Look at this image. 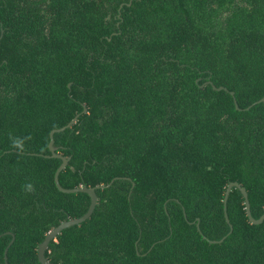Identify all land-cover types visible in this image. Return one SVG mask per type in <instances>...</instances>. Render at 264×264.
I'll use <instances>...</instances> for the list:
<instances>
[{"label": "trees", "instance_id": "trees-1", "mask_svg": "<svg viewBox=\"0 0 264 264\" xmlns=\"http://www.w3.org/2000/svg\"><path fill=\"white\" fill-rule=\"evenodd\" d=\"M263 95L264 0H0V264L12 235L7 263L41 264L86 212L48 147L76 115L58 180L97 203L51 263L264 264V220L224 204L236 181L264 212Z\"/></svg>", "mask_w": 264, "mask_h": 264}, {"label": "water", "instance_id": "water-1", "mask_svg": "<svg viewBox=\"0 0 264 264\" xmlns=\"http://www.w3.org/2000/svg\"><path fill=\"white\" fill-rule=\"evenodd\" d=\"M120 6H122V4ZM206 82L211 84L212 87L214 89H216V90H223V89L226 90V88L223 87V86H218V87L215 86L210 80H207ZM230 94L233 95L234 92L230 91ZM262 101H264V95L260 99L255 101V103L262 102ZM234 102H235L236 108H238V105H237V102H236L235 99H234ZM85 110L86 109L84 108L83 111H85ZM76 118H77V115L72 120H70L66 125H64V126H62L60 128L52 129L50 131V133H49L50 140H49V143H48V147H49V150L51 152L50 156L57 157V158L61 159V163L57 167V169H56V171L54 173V181H55L56 187L60 191L66 192V193H70V192H85L90 197V203L88 205V208H87L86 212L83 213L81 216L75 217V218L65 219V220L61 221L57 226L53 227L51 230H49L45 234L43 240L41 242H39V244L37 246V258H38V260H39V262L41 264H53L45 257V250L48 247L49 242L51 240H54L56 238V236L64 228H67V227L75 225V224H79L82 221H84L85 219H87L91 215V213L93 212V210L95 208V205L97 203V194L95 192V187L79 186V187H74V188H65V187L61 186V184L59 183V180H58V174L67 165L68 158H66L65 156H62L61 154H59L57 152H55V149L53 147V134L55 132L64 130L66 127H69ZM232 187L238 188L240 190V192L242 193L243 198H244L246 214H247L249 220L251 221V223L260 224L264 220V212L260 215L259 218H257V219L253 218V216L251 215V211H250V203H249L247 191H246L245 187L241 186L238 182L231 181V182L228 183V185L226 187V190H225V194H224V204L226 203L228 194L231 191ZM224 216H225L226 221L229 223L230 230H229L228 233H230L231 230H232V225L229 222V218L227 216L225 207H224ZM224 238H225V236L223 238H221L220 240H218L217 242H221ZM13 240H14V236L12 235V238H11L10 242L8 243L7 247L4 249V261H5L6 264H8L7 263V255H6L7 254V250H8L9 245L13 242ZM210 242H216V241L215 240H211Z\"/></svg>", "mask_w": 264, "mask_h": 264}, {"label": "clouds", "instance_id": "clouds-1", "mask_svg": "<svg viewBox=\"0 0 264 264\" xmlns=\"http://www.w3.org/2000/svg\"><path fill=\"white\" fill-rule=\"evenodd\" d=\"M31 139L30 136L28 137H18L14 136L12 133H9V140L11 141V147L21 153L25 151V144L27 141ZM25 191H34V185L32 183H27L23 186Z\"/></svg>", "mask_w": 264, "mask_h": 264}]
</instances>
